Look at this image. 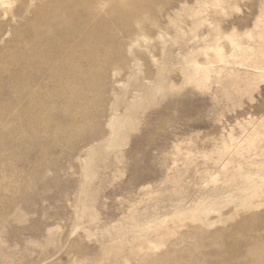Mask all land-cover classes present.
<instances>
[{"label": "rangeland", "instance_id": "374dc122", "mask_svg": "<svg viewBox=\"0 0 264 264\" xmlns=\"http://www.w3.org/2000/svg\"><path fill=\"white\" fill-rule=\"evenodd\" d=\"M0 264H264V0H0Z\"/></svg>", "mask_w": 264, "mask_h": 264}, {"label": "bare ground", "instance_id": "6f19581e", "mask_svg": "<svg viewBox=\"0 0 264 264\" xmlns=\"http://www.w3.org/2000/svg\"><path fill=\"white\" fill-rule=\"evenodd\" d=\"M149 3V2H148ZM84 4V3H83ZM143 4V3H142ZM82 7V6H81ZM90 8V7H89ZM146 8V7H145ZM53 9V8H52ZM114 10V9H113ZM147 10V9H146ZM87 11V10H86ZM113 12V11H112ZM122 14V13H121ZM70 17V16H69ZM72 17V16H71ZM73 18V17H72ZM123 19H124V17H122ZM130 18V17H129ZM128 18V19H129ZM126 19V18H125ZM68 20V19H67ZM114 20V19H113ZM127 20V19H126ZM72 21V20H71ZM128 21V20H127ZM74 22H75V20H74ZM124 22V21H123ZM63 23V22H62ZM100 23V22H99ZM74 24V23H73ZM77 23H75V25H76ZM67 25V24H66ZM98 25V24H97ZM63 26V25H62ZM98 27V26H97ZM105 29V28H104ZM91 30H93V29H91ZM106 31V30H105ZM112 31V30H111ZM94 33V32H93ZM60 36V35H59ZM102 37V36H101ZM91 40V39H90ZM59 43V42H58ZM87 46V45H86ZM59 48V47H58ZM39 50V49H38ZM38 50H36V51H38ZM87 50V49H86ZM30 51V50H29ZM89 51V50H88ZM33 54V53H32ZM37 54V53H36ZM39 57V56H38ZM34 58V57H33ZM34 60V59H33ZM30 61H31V59H30ZM35 61V60H34ZM37 61V60H36ZM73 65V64H72ZM77 67V66H76ZM28 130V129H27Z\"/></svg>", "mask_w": 264, "mask_h": 264}]
</instances>
